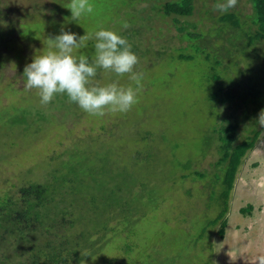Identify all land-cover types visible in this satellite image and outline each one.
I'll return each instance as SVG.
<instances>
[{
    "label": "rangeland",
    "instance_id": "374dc122",
    "mask_svg": "<svg viewBox=\"0 0 264 264\" xmlns=\"http://www.w3.org/2000/svg\"><path fill=\"white\" fill-rule=\"evenodd\" d=\"M164 1L90 0L93 14L77 22L65 11L38 20L49 23L44 37L61 28L77 36L97 26L119 34L127 30V42L138 45L133 70L140 74V88L124 113L91 116L63 94L41 105L21 76L33 54L30 45L24 56H8L19 68L15 78L0 83V205L21 186L71 175L76 188L62 187L69 192H64L65 202L76 204L80 219L75 224L95 232L85 264H249L264 254V188L249 185H264V131L261 147L241 166L228 225L211 221L224 208L222 185L216 181L218 130L235 124L234 144L260 130L255 118L264 107V41L228 52L227 41L218 36L221 30L210 27L219 14L216 0H194L193 14L183 19L193 39H183L172 18L153 9ZM231 9L250 20L248 0H236ZM122 21L127 28H121ZM44 37L40 48L46 45ZM180 48L192 58L179 59ZM80 52L90 54L92 41L74 50ZM238 58L242 67L235 69ZM228 66L237 83L233 94L212 80ZM113 79L136 86L127 73L117 77L97 68L93 77L99 83ZM255 161L257 168L251 166ZM248 202L254 209L246 216Z\"/></svg>",
    "mask_w": 264,
    "mask_h": 264
},
{
    "label": "trees",
    "instance_id": "16d2710c",
    "mask_svg": "<svg viewBox=\"0 0 264 264\" xmlns=\"http://www.w3.org/2000/svg\"><path fill=\"white\" fill-rule=\"evenodd\" d=\"M248 1L252 10L248 16L250 20L242 18L241 14L233 9H227L223 13L219 11V14H214L211 19L210 27L215 25L216 29L221 30L218 36H223L227 41L228 52L230 48L234 51L237 46H241L242 50L257 47L259 42L264 41V0ZM67 4L68 0H0V83L12 80L18 74L19 66H15L16 61L14 64L7 60L8 56L13 54L17 55V58L24 56L26 52L23 50L29 45L33 52L40 49L42 43L40 40L44 37L43 33L49 23L48 21L38 22L39 18L49 13L54 15L64 11L70 13L66 8ZM153 9L172 18L181 38L193 39L194 34L187 26L188 22L185 24L183 19L193 14L194 0H165L159 8ZM224 28L229 29L225 34ZM186 31L189 32L184 34ZM127 34L126 30L120 35L129 38ZM262 44L260 45L263 46ZM135 45L132 50L134 53L138 49V45ZM177 57L190 59L192 55L183 54L180 48ZM242 62L243 60L238 58L235 69L241 68ZM215 69V66H212V70L216 71ZM226 69L223 75L229 76L224 77L222 73L216 72L212 80L218 82L219 88L228 93L230 90H226V87H230V93L233 94L237 89L235 86L237 83L231 74L235 73L230 70V66ZM222 78H225L224 83L223 80L220 83ZM215 96L216 94L213 95ZM221 100L223 104L226 103L225 100ZM236 129L235 124L229 123L218 130L217 137L219 159L215 166L219 168L220 175L216 176V181H220L222 185L220 198L224 208L211 221V224L215 225L218 221H222L223 228H226L230 221L227 214L232 210L230 208L231 194L234 187L236 188L241 166L249 154L261 147L260 143L263 141L262 130H254L245 140L234 144ZM256 164L258 163L255 161L251 166L257 168L259 164ZM68 169L69 173H75L73 164L69 165ZM54 172L60 171L54 168ZM54 180L53 183L33 182L21 186L15 195L8 196L0 205V264H85L83 260L89 255L90 250L87 244L95 232L79 228L80 226L75 224L80 219L76 204L73 201L65 202L64 192H69L67 190L63 192L62 187L69 186L70 191H75L74 178L65 174ZM245 207L249 208L244 212L247 216L253 211L254 206L253 203L248 202L244 205ZM222 232V236L226 235V230L223 229ZM92 242L94 246L95 241ZM105 262L111 263V260H105ZM206 264L219 263L212 260Z\"/></svg>",
    "mask_w": 264,
    "mask_h": 264
},
{
    "label": "clouds",
    "instance_id": "9594fccd",
    "mask_svg": "<svg viewBox=\"0 0 264 264\" xmlns=\"http://www.w3.org/2000/svg\"><path fill=\"white\" fill-rule=\"evenodd\" d=\"M235 3L236 0H217L214 7L223 13ZM66 8L70 11L69 19L75 22L93 14L90 0H68ZM127 27L128 22L122 21L121 28ZM44 38L46 45L34 50L21 72L24 88L35 89L41 105L47 104L55 94H63L83 112L101 117L105 111L124 113L136 102L140 74L133 66L137 57L126 38L117 31L97 26L77 36L61 28L57 34ZM88 40L92 41V52L74 54V50L84 48ZM97 68L110 70L117 77L127 73L136 86L120 84L115 79L95 82ZM255 122L264 131V107L258 111ZM249 264H264V254H257Z\"/></svg>",
    "mask_w": 264,
    "mask_h": 264
},
{
    "label": "flooded vegetation",
    "instance_id": "af4514ba",
    "mask_svg": "<svg viewBox=\"0 0 264 264\" xmlns=\"http://www.w3.org/2000/svg\"><path fill=\"white\" fill-rule=\"evenodd\" d=\"M258 184H259V183H258ZM249 185H250V186H253V185H254V187H256V188H259V187L264 188V185H262V186H263V187H262V186H260V185L255 184V183H254V184H251V183L249 182ZM258 186H259V187H258ZM255 197H256V196H255ZM226 237H227V236H226ZM226 237H225V238H226Z\"/></svg>",
    "mask_w": 264,
    "mask_h": 264
}]
</instances>
